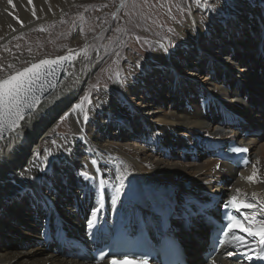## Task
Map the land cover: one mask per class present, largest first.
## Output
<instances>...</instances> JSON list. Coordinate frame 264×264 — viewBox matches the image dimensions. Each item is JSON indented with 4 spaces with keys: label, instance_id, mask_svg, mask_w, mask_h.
<instances>
[{
    "label": "bare ground",
    "instance_id": "obj_1",
    "mask_svg": "<svg viewBox=\"0 0 264 264\" xmlns=\"http://www.w3.org/2000/svg\"><path fill=\"white\" fill-rule=\"evenodd\" d=\"M86 1L89 0H31V3H29V0H0V68L2 66L1 61H3L1 55L3 53L8 54L12 38L19 37L24 32L30 33L31 31L44 28L46 23L65 16V11L69 8ZM235 1L241 10L248 9L250 12H254L255 6H262L264 4V0L253 2H246L245 0ZM259 12L257 11V13ZM81 14L83 13L81 12ZM191 17L190 21L188 19L186 22L185 28L180 30L181 37L184 39L202 37V27L197 24L193 13ZM254 36H256V32ZM79 39V36H76L72 42L73 45H76ZM207 44L211 45V42H207ZM192 46V41L186 42L184 52L189 53L188 47ZM246 46L248 48L247 44ZM173 51H165V49L157 50L152 56L153 60H155V65L160 64L159 66L162 67L163 65L175 66L180 64L182 67V63L186 58H179L175 55L181 56L180 54L183 52L179 49H174ZM230 52L231 54H229ZM230 52L225 53L219 49L208 48L207 53L212 57L204 60L206 61L205 64H209V67H219L221 62L232 64L238 71L235 76H232L227 72L226 67L223 68L225 76L222 78L223 81L219 83L211 81V78L208 79L210 73L204 76L205 79L203 78V81L205 80L204 82L206 83L203 85L205 87L209 85L207 86L205 96L211 94L218 98L223 105H230L235 111L231 109L226 111L224 114L225 120L221 119L212 128L210 116L202 108L215 105L213 102L215 100L208 98L203 102L199 101L202 108L197 101L192 102V105L186 107L185 102L181 100L180 96H187L189 98L190 95L180 94L176 97V100H172L173 107L171 111L161 110V107L157 106L158 104H163L165 100L162 97L160 98L158 94L164 82L160 80L161 76H159L158 69L152 67L151 64L146 65L140 62L139 58L132 57V62L136 65V68L129 67V78L133 80L136 78L138 84L131 86L130 83H126L125 88L115 87V91L112 89L111 92L103 95V98L101 96V107L99 106V102L95 106V109L103 110V114H108L110 118H113L112 122L115 124L114 128L105 127L109 133V138L106 141L100 137L101 133L95 136L88 134L90 126H87L84 116L78 112V109L84 104L80 92L86 88L87 76H90L91 73H80L81 67L79 66L77 72L72 74V69L70 68L74 64L81 65L80 60L75 59L73 64L68 68L66 78L62 80L56 91L49 95L32 113L28 114L15 130H12L7 137L0 141V221L3 222L6 218H9L7 221H12L14 218L18 220L15 210H20L22 215L21 220L28 221L26 226H29H25L29 228L28 230L25 228L24 233L28 238L26 236L23 237V241L25 243L28 242L27 244L32 243V247L24 252L6 249V246L0 248V264H94L91 257L87 254L79 255L76 251L75 243L70 242L81 240L80 238L78 240L73 231L76 233V225L85 221V238L91 233L99 234V232L100 235L106 238L109 233L104 226H108L110 231L114 230L117 226H132V221L129 220L119 222L120 214L117 210L113 215L110 214L109 210H113L116 203V201L112 203L110 201L117 198H119L121 204L125 205L130 204L124 201L125 197H128L131 202L128 208L135 209L138 212L141 209L145 210L147 203L151 202L153 204V211L161 214L165 213L166 207L171 205L170 200L172 198L188 197L193 200V204L188 207H194L198 202L204 203L209 208H212V212L214 210V213L217 214L220 206L214 204L215 200L219 199V201H223L227 198L235 197L238 201L246 200L250 202L255 210L253 215L258 217L256 226H264V142L259 139L254 137L244 138L242 136L239 142L237 141L239 145L247 146L254 151V160L247 169L237 167L235 162H231L230 160L226 162L216 160L218 161L216 165L212 162L202 164L201 162L184 163L180 160H166L162 159L161 152L156 155L152 153L147 155L145 153L147 148L142 142L120 143L126 137L123 134L124 126L121 125L119 127L117 123L120 116L125 119L130 130L137 132L141 129L154 130L153 132L156 136L166 139V143L171 141L170 137H173L187 148L194 149L205 145L209 150L214 151L216 156L219 155L221 159L225 157L229 140L234 141L239 139L238 134L240 131L238 129L243 131L248 129L249 132L258 131L257 129L253 130L254 128L250 130L252 128L251 125L244 127L245 125L240 123L234 124V122L236 120L249 121L244 118L250 116L248 113L254 114L255 117L261 114L260 112H252L254 109L243 95L246 89L249 91L254 89L259 90L263 81L260 80L261 76L258 77L257 73L254 74V68L249 61L253 59L250 51H248L250 59L247 61V65L241 68L233 51ZM168 56H171L170 60ZM198 59L202 58L199 57ZM201 62L196 60V62H193L195 66L187 70L191 76H196L197 72L203 70L202 66H199ZM16 63H18L16 60L10 61V65ZM180 71L183 70L181 69ZM204 71L208 72L206 68H204ZM236 77L239 78V81L235 80ZM2 78L5 79L7 77L3 75L0 79L2 80ZM217 79L219 78L216 77L215 80L217 81ZM231 82L236 83L233 84L230 90L226 84H231ZM243 84L244 88L234 89L237 85ZM171 85L176 86L178 84L172 83ZM234 85L236 86L234 87ZM128 91H131L134 99L131 98ZM149 92H151L150 95ZM193 92L192 90L190 91L191 94ZM135 99L143 101L141 102L143 108L152 107L153 110H143L142 107L138 108L134 103ZM78 100L79 102H77ZM68 105H73L70 108L69 118L74 128H72L73 130L67 139L52 138V127L48 126L50 121H46L49 117L51 119L55 118L58 112ZM121 106H128V108L127 110L121 109ZM189 107L193 108V110L190 111ZM152 112H155V114L158 112V115H156L158 116L156 117L157 119H151ZM128 114L135 117L144 116L145 118H142L141 123L135 122L129 125V122L125 118ZM93 117L97 118V115H93ZM132 125H134L133 128ZM184 129L187 133L183 131ZM140 132L144 135L147 134L143 130ZM38 133L41 135L39 141H37L38 145L36 144L37 146L33 151L32 149L29 150L30 142L32 139H35ZM208 135L215 138V141H213L212 137V140L208 144L203 141L204 139L201 141L200 139L196 140L197 137H206ZM183 137L187 138V142L182 139ZM81 139L87 140L86 145H82ZM169 145L172 146V144ZM59 146L62 148L60 152ZM222 147H226V149L224 150ZM83 150H88V152L85 151L84 156L79 159L78 155ZM144 154H146V158H143ZM216 168L219 171H216ZM76 171L79 173L84 171V173H88L93 179L96 178L97 182L93 186L90 182L80 181L81 190L80 192L79 190L75 191V193H80L79 199L81 200H84L85 196L91 194V201L96 202V204L88 207V213L83 217L84 221H82V207L77 197V202L74 205L77 214L72 205L69 206L67 211L69 220L73 223L68 220L62 222L61 218L44 215L42 218H45V220L40 224V231L37 230L35 232L37 228L36 222H30V217L26 214V211L33 214L34 211L28 209L26 200H30L34 208L39 207L41 209L38 196L36 195V198H33L32 195L33 193H39L41 196L47 195L49 198L44 197L47 200L44 203L45 205L48 204L49 211L52 213L56 209L55 206L58 205V202L60 201L61 203V188H71L73 182L71 175L72 172L76 173ZM55 174H61L65 182L54 183L55 181L50 179V175L55 176ZM43 175L47 176L43 177ZM250 176L253 177L252 180L248 179ZM134 177L136 178L135 180ZM214 177H217V183H224L229 186V189L220 186L219 192H212V195L216 196V199H211L212 205L210 206L205 200L200 202L199 195L191 192V190L195 189L197 185H201L205 190L216 187ZM227 178L228 180H226ZM38 179L41 181H38ZM47 179H49V185ZM96 185L97 191L94 189ZM44 189H47L45 194H43ZM224 190L225 192H223ZM162 192L166 193L168 198L163 197L157 200L152 198L159 196ZM221 192H223L222 195L218 194ZM73 198L74 195L72 194L71 201H67L66 203H71ZM101 200L103 201L101 202ZM155 203L158 204L156 205ZM83 211H85V208ZM109 218H112V221ZM197 221L200 222L197 224L202 227L204 224L205 228H211L209 222L198 214L196 216L187 214V218L183 220V223L185 224V228L191 231L195 228ZM1 228L5 229V227ZM201 231L202 229H200ZM176 232L178 231L176 230ZM200 232L193 230V236L195 234L198 235L197 248L192 250L190 254L184 250L185 262L187 264H193L192 262L197 259L198 255H203L208 251V244L202 241L203 238L200 236ZM0 234L1 241L12 244L17 242L15 236L8 230H0ZM42 237H45L46 241H52L51 243L58 253L74 254L76 258L69 260L52 254H45V258L40 257L41 253L44 254L46 251L44 246L46 241ZM33 238L36 240L34 241ZM40 239L42 240L41 242ZM63 244L65 245L63 246ZM52 250L54 251L53 248ZM254 257L255 255L249 250H246L245 253V251L236 248L225 249L213 261L210 258L205 260L203 257L206 261L203 264H261Z\"/></svg>",
    "mask_w": 264,
    "mask_h": 264
},
{
    "label": "rangeland",
    "instance_id": "obj_2",
    "mask_svg": "<svg viewBox=\"0 0 264 264\" xmlns=\"http://www.w3.org/2000/svg\"><path fill=\"white\" fill-rule=\"evenodd\" d=\"M245 1L253 2L256 0ZM236 4L237 3L235 0H89L81 3L80 5H75L69 8L67 11H65V16L46 23L44 28L31 31L30 33L24 32L19 37L12 38L10 42L11 45L8 49V54L3 53V55H1V57H3V61H1L2 66L0 68V78L1 76L3 77V75L8 77L19 73L22 69H25L30 65L38 63L42 60L75 53V59L78 61L80 60L81 65L74 64L72 68H70L72 69L71 73L73 74L77 72L79 66L81 67L79 70L80 73H91L90 76H87L86 88L80 92L82 100H84V104L78 109L79 111H77L82 116H84L87 126H90L88 134H93L95 136L101 133L100 137L106 141L109 138L107 128H114L115 124L112 122L113 118H110L108 114H103V110L95 109V106L96 103L99 102V106L101 107V96L103 98V95L108 94L112 91V89L115 91V87L125 88L126 83H130L131 86H136L138 84L136 78L134 80L129 78V67L136 68V65L132 62V57L137 59L139 58L140 62L146 65L151 64L152 67H156L158 69L159 76H161L160 80L164 82V85L158 94L160 95V98L162 97V99L165 100L163 104H158L157 106L159 108L161 107V110L171 111L173 107L172 100H176V97L180 94L190 95L189 98L187 96H180L181 100L185 102L186 107L188 105H192V102L194 101H197L201 107L200 102H203L208 98L215 100L213 101L215 105H210L206 108L201 107L202 110L210 116V125L212 128L221 119L225 120L224 114L226 111H229L230 109L232 111L234 110L230 107V105H223L218 98L212 96L211 94L205 96L207 93V86L209 85H206V87L203 85L206 84L204 82L205 80L203 81V78L205 75L210 73L208 79L211 78V81L219 83L220 81H223L222 78L225 76L223 68L226 67L227 72H229V74L232 76H235L238 71L232 64H225L221 62L219 67H209V64H205L206 61H204L208 57H212L208 55L207 50L208 48L219 49L225 53L233 51V54L236 56V59L239 62L240 68L244 65H247V61L250 59V56H248V51H250L253 55V59L252 61H249L252 63L254 68V74L257 73L258 77L261 76L260 80L263 81V84L259 90H244L243 96L250 102L251 107L254 109L252 112H260L261 114L258 115V117H255L254 114L252 115V113H248L250 116H252H247L244 118L249 121L236 120L234 124L240 123L245 125L244 127H247L246 125H251L252 128L249 127L250 130L254 128L253 130L257 129L258 131L249 132L248 129L246 131L238 129V131H240L238 134L239 139L234 141L229 140L228 143L238 144L237 141L239 142L242 136L244 138L254 137L264 142V4L262 6H255L254 12H250L248 9L241 10V8H239ZM257 11L260 12L257 13ZM81 12L83 14H81ZM192 13L196 18L197 24L202 27V37H197V39H184L181 37L180 30L185 28V24L188 19L190 21L192 18ZM255 32L256 36H254ZM76 36H79L80 39L76 45H73L72 42ZM188 41L193 42V46L188 47L189 53L184 52L185 43ZM207 42H211V45H206ZM246 44L248 45V48ZM159 49H165V51L171 52H174V49L181 50L183 52L180 54L181 56H175L179 58H186L182 63L183 66L181 67L180 64L175 66L163 65L162 67L159 66L160 64L155 65V60H153L152 56ZM229 54H231V52ZM199 57H201L203 60L198 59ZM168 59L170 60L171 56H168ZM15 60L18 61V63L10 65V61ZM196 60L202 61L199 66H202L203 70L197 72L196 76H191L187 70L195 66L193 62H196ZM204 68H206L208 72L204 71ZM181 69L183 71H180ZM216 77L219 78L217 81L215 80ZM228 79L231 80L230 78ZM235 80L239 81V78L236 77ZM172 83L178 85L172 86ZM235 83L236 82H231V84L229 83L226 85L231 90L233 84ZM235 86L236 85H234V87ZM240 86L237 85L234 89L244 88V84ZM191 90L194 91L192 94L190 93ZM128 94L132 99H134L131 91H128ZM150 94L151 92H149V95ZM77 102H79V100ZM141 102L143 101L135 99L134 103L138 108H141ZM68 106L63 107L55 118L51 119L49 117L46 121H50L48 126L52 127V138L64 140L67 139L71 134L74 125L69 118V112L71 111L70 108H72L73 105L69 107ZM127 108L128 106H121V109L127 110ZM142 109L153 110L152 107H142ZM189 110L192 111L193 108L189 107ZM93 115H97V118H94ZM156 115H158V112H156V114L155 112H152L151 119H157L156 117L158 116ZM125 118L129 122V125H131L135 122L141 123L142 118L145 117H135L131 114H128ZM118 120L119 121L117 123L119 124V127L121 125L124 126L123 134L126 136L120 143L125 144L127 142H142L147 148V150H145L147 155L150 153L156 155L161 152L162 159L180 160L184 163L201 162L202 164H205L212 162L216 165L218 162L216 160L223 162L216 156L214 151L209 150V148L205 145L198 146L197 143L194 142V144L198 146L197 148H187L186 146L177 142L173 137H170L171 141L166 143V139L156 136L153 132L154 130L149 131V129H141L147 132V134L144 135L140 132L141 130L139 132L130 130L127 126V122L121 116ZM133 127L134 125H132V128ZM183 131L187 133L185 129ZM39 133L35 139H32L30 142L29 150L32 149L33 151L38 145L37 141H39V137L41 136ZM211 137L212 136L208 135L206 137L201 136L194 138H196V140L200 139V141L204 139L203 141L208 144L213 138ZM182 139L187 142V138L183 137ZM80 141L82 142V145H86L87 143L86 139H81ZM213 141H215V138H213ZM169 144H172V146ZM59 147L58 148L60 149V152L62 148L61 146ZM85 151L83 150L80 152L78 155L79 159L84 156V153L88 152V150L86 152ZM253 153L254 151L252 149V155ZM146 154L143 155V158H146ZM216 171L219 170L216 168ZM45 176L47 175H43V177ZM50 176V179L55 181L54 183L65 182L61 174ZM71 179L73 182L70 189L65 187L61 188V203L60 201L58 202V205L55 206V210H57L60 215L64 216L66 220L71 222L69 220L70 218L68 217L67 211L70 205H75L78 197V201L82 207V221H84L83 217L87 215L88 207L93 206L96 204V202L91 201V194L85 196L84 200L79 199L80 193H75V191L79 190L80 192V181L90 182V184L93 186L97 180L96 178L93 179L88 173L87 176H85L84 171L80 173L77 171L76 173L72 172ZM226 180H228V178ZM38 181L41 180L38 179ZM216 181L217 177H214L216 187H213L212 189L209 188L210 190H205L201 185H197L195 186V189L193 188L191 190V192L199 195L198 197L200 198V202L205 200L208 205L211 206V199H216V196H213L212 192L218 191L220 186L229 189L228 185L220 182L217 183ZM44 182H46V180H44ZM47 182L49 185V179H47ZM96 188L97 185L94 187V189L97 191ZM46 191L47 189H44L43 194H45ZM223 192H225V190ZM223 192L218 194L222 195ZM72 194L74 195L72 202L69 204L66 203L67 201H71ZM36 195L39 198L38 202L41 209H39V207L34 208V206L30 203L31 201L27 199L26 205L28 206L29 210L34 211V214L28 213L29 211L25 210L26 214H28L30 217V222L34 221L37 224L35 232L39 230L40 224L45 220V218L42 217L47 215V211H49L48 204L45 205L44 203V201H47L44 199V197H49L47 195L41 196L39 193H33L32 197L36 198ZM94 195L96 196L95 192ZM163 197L168 198L164 192H162L159 196L152 198L157 200L162 199ZM174 200L176 204L175 208L177 209L180 202H182L183 197L175 198ZM124 201L130 203L127 205V207H130L131 202L129 198L125 197ZM221 201L217 199L215 200L214 204L220 206L219 204ZM74 208L76 207L74 206ZM84 208L85 211H83ZM115 211V208L113 210H109L111 215H113ZM209 213H214V210L212 212V208H210ZM15 215L18 220H15L14 216L12 215L14 220L7 221L9 218H6L3 220V222L0 221V227H5V229L1 228L0 230H8L13 236H15L17 242L12 244L10 242L1 241L2 238L0 234V248L6 246V249H10L15 252H24L32 247V243L27 244L28 242L25 243L23 241V237L26 236L24 234L25 228L29 227L26 226L28 221L21 220L22 215L20 210H15ZM109 219L112 221V218ZM62 222H64V220H62ZM84 222L81 224L78 223V225H76V233L73 231L78 240L79 238H85ZM197 223L200 222H196L197 226L195 225L193 230L195 232H200V229H202L200 236L203 237L204 234L207 233L208 229L204 227V224L202 227ZM183 225V221H181L179 218L172 219L171 228H176L178 231L176 234L182 237V240L185 243L184 248L187 253L190 254L192 250L197 248L198 235L195 234L193 236V230H187ZM28 229L29 228H26V230ZM42 239L46 241L45 237H42ZM35 240L36 239H34V241ZM41 241L42 240L40 239V242ZM51 242L52 241H46V244L44 245L46 251L44 254L41 253L40 257L45 258V254H52L63 259L73 260L76 258L74 254L69 255L58 253V251H55V247ZM70 242L75 243L72 241ZM64 245L65 244H63V246ZM203 257V255H198L197 259L192 263H205L206 259L204 258V260Z\"/></svg>",
    "mask_w": 264,
    "mask_h": 264
},
{
    "label": "water",
    "instance_id": "obj_3",
    "mask_svg": "<svg viewBox=\"0 0 264 264\" xmlns=\"http://www.w3.org/2000/svg\"><path fill=\"white\" fill-rule=\"evenodd\" d=\"M76 54L42 60L22 69L19 73L8 76L0 81H6L10 77L24 84L25 91L21 93L18 109L13 108L11 113L3 102L4 87L0 84V141L15 130L24 118L32 113L43 101L56 91L62 80L68 74V68L75 61ZM20 113L19 118L16 113Z\"/></svg>",
    "mask_w": 264,
    "mask_h": 264
},
{
    "label": "snow or ice",
    "instance_id": "obj_4",
    "mask_svg": "<svg viewBox=\"0 0 264 264\" xmlns=\"http://www.w3.org/2000/svg\"><path fill=\"white\" fill-rule=\"evenodd\" d=\"M29 3H31V0H29ZM33 14H35V12H33ZM0 84L3 85L4 87V92H3V102L5 103V105L7 106L8 108V111L11 113L12 109L13 108H16L18 109L19 107V100L21 98V93L23 91H25V88H24V84L23 82L19 81L17 79V77H10L8 80L6 81H0ZM17 117L19 118L20 116V113L19 111L17 110V113H16ZM233 151H247V149H233ZM85 176H87V173H85ZM249 180H252L253 177L250 176L248 177ZM237 191H239L237 189ZM230 203H232L234 206H235V203H236V198L233 197V200L230 201ZM240 206H243V207H252V205H249V204H243V205H240ZM249 231V235H259L261 236V243H264V226H261L259 228L258 231L256 232H253L251 231V229L248 230ZM229 255H231V253H229ZM258 259H264V255H258L257 257ZM112 264H116L115 261H112ZM127 264V262H126Z\"/></svg>",
    "mask_w": 264,
    "mask_h": 264
}]
</instances>
